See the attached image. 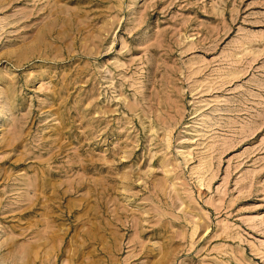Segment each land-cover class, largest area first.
I'll return each instance as SVG.
<instances>
[{
    "label": "rangeland",
    "instance_id": "1",
    "mask_svg": "<svg viewBox=\"0 0 264 264\" xmlns=\"http://www.w3.org/2000/svg\"><path fill=\"white\" fill-rule=\"evenodd\" d=\"M0 264H264V0H0Z\"/></svg>",
    "mask_w": 264,
    "mask_h": 264
}]
</instances>
